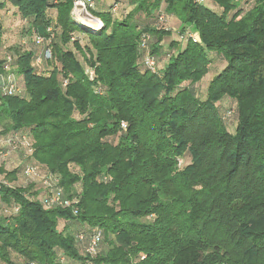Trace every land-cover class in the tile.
Listing matches in <instances>:
<instances>
[{"label": "trees", "instance_id": "1", "mask_svg": "<svg viewBox=\"0 0 264 264\" xmlns=\"http://www.w3.org/2000/svg\"><path fill=\"white\" fill-rule=\"evenodd\" d=\"M73 2L0 0V264H264V0Z\"/></svg>", "mask_w": 264, "mask_h": 264}, {"label": "built area", "instance_id": "2", "mask_svg": "<svg viewBox=\"0 0 264 264\" xmlns=\"http://www.w3.org/2000/svg\"><path fill=\"white\" fill-rule=\"evenodd\" d=\"M203 1L204 0H197L198 3H202ZM95 9H96V1L95 0H74L73 5H72V9H71L72 20L77 25L79 24L80 19L91 21V22L95 23L99 27V29H101L103 27V24L101 23V21L98 18H96L92 15V12ZM117 9H118V3L113 6L112 12H116ZM160 19H162V17H160ZM47 31L51 32V29L49 28ZM189 38L193 39L194 36L190 34ZM147 41H148V37H143V39L141 40L140 47L142 50H146ZM36 42L38 44H42L45 41L43 40V38H37ZM45 57L46 58L50 57L48 50L46 51ZM7 61L8 62L11 61L10 58H7ZM143 63L148 70H150L151 72H155V61L153 60V58L146 55L143 59ZM4 69L7 72L9 71L7 66H5ZM88 77L90 80L93 79V72L92 71H88ZM3 90L5 93H8V94H18L20 92V90L12 82L11 76H8L6 78ZM123 125L124 124H122V126ZM5 142H7L8 144L13 143V141H11V140H0V148L3 147ZM20 145L26 149L28 154L32 153L33 149L25 137L22 138ZM8 153L9 152L3 153L0 151V158H2V159L6 158L8 156ZM38 173H39L38 168L35 165L27 164L23 169L22 175L26 180L34 181L38 177ZM42 183H43V186L45 188H51V186H52V182H50L49 180H43ZM60 193H61L60 189H58V188L55 190L52 189V195L46 200L47 205L53 206V205H63L64 204L65 206H69L68 202H66V203L62 202V199L60 197V195H61ZM99 237H100L99 232H96V234L92 237L91 242L89 244V247L87 248V252L89 254H93L95 252Z\"/></svg>", "mask_w": 264, "mask_h": 264}, {"label": "rangeland", "instance_id": "3", "mask_svg": "<svg viewBox=\"0 0 264 264\" xmlns=\"http://www.w3.org/2000/svg\"><path fill=\"white\" fill-rule=\"evenodd\" d=\"M96 1V11H99V12H103V10H105L104 8H103V5L104 4H100L101 2H106V3H108V4H111V3H113L115 0H95ZM241 2V1H240ZM240 2H237L238 3V5H240L241 3ZM1 22H2V26L4 27V30L7 32V37L6 38H8V42H17V41H19L20 40V37H21V35H20V33H17L19 30H20V28L22 27V24H20L17 20H15L16 18H14V16H10V14H7V13H5L3 16H1ZM18 19V18H17ZM83 22H85V21H83ZM171 26H173V24L172 23H170V27ZM93 27H96V26H93ZM172 29V32H174V37L177 35L178 36V33L177 32H175L177 29H173V28H171ZM173 30H175V31H173ZM171 38H173V37H171ZM81 39H82V42H85L86 40L84 39V37L83 36H81ZM169 41L168 40H165V50L166 51H170V52H173V50H171V49H168L169 47ZM221 66H222V63H221V61H215L214 62V64L212 65V67H211V69H212V71H211V74H208V76H207V79H206V81L208 82L209 80H210V78L216 73V72H218V71H220V69H221ZM210 75V76H209ZM204 86L205 85H203V87L201 88V90H202V92H203V89H204ZM228 108H230V109H234V104H230V105H228ZM226 122H227V124H228V128H229V131H231L232 132V130L234 129V115L232 116V115H230V116H227L226 115ZM14 161H15V159L13 158L14 157V155H13V157L12 156H10ZM12 160V161H13Z\"/></svg>", "mask_w": 264, "mask_h": 264}, {"label": "crops", "instance_id": "4", "mask_svg": "<svg viewBox=\"0 0 264 264\" xmlns=\"http://www.w3.org/2000/svg\"><path fill=\"white\" fill-rule=\"evenodd\" d=\"M116 1V0H115ZM115 1L113 2V3H111V4H108V3H106V2H101L100 4H104L103 5V8L105 9V10H103V12H107V11H109L110 10V8H111V6L115 3ZM244 1H246V0H243V2ZM125 8H126V6H125ZM123 6L121 5V7H120V9L118 10V11H116V17H118V20H121V18H119V15H120V13H124V14H127L129 11H130V9H127V10H125L124 12H123ZM99 12V11H98ZM0 207H1V203H0Z\"/></svg>", "mask_w": 264, "mask_h": 264}, {"label": "bare ground", "instance_id": "5", "mask_svg": "<svg viewBox=\"0 0 264 264\" xmlns=\"http://www.w3.org/2000/svg\"><path fill=\"white\" fill-rule=\"evenodd\" d=\"M83 21H85V22H83ZM80 22L83 23V24H86V25L88 24L87 22H90V23H92V24H94V25L96 26V29H99V27H98L95 23H93V22H91V21H87V20H84V19H80V20H79V23H80Z\"/></svg>", "mask_w": 264, "mask_h": 264}]
</instances>
